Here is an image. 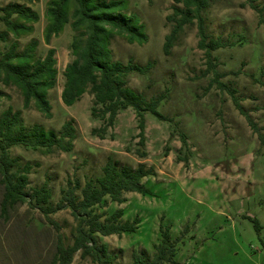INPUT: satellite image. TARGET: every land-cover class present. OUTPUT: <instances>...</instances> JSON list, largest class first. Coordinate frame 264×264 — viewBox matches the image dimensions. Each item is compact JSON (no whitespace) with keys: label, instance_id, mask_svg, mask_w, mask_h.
<instances>
[{"label":"rangeland","instance_id":"obj_1","mask_svg":"<svg viewBox=\"0 0 264 264\" xmlns=\"http://www.w3.org/2000/svg\"><path fill=\"white\" fill-rule=\"evenodd\" d=\"M9 1L16 0H0V5ZM47 2L29 3L39 13L33 30L0 39V54L15 38L19 49L37 38L36 52L41 56L49 47L55 49L57 81L49 89L52 115L47 117L33 103L23 108L20 89L1 81L0 112L9 105L21 108L27 126L41 123L56 132L73 118L77 136L69 151L11 147L20 164L32 165L27 189L45 182L51 190L48 204L55 206L62 188L77 180L83 185L97 176L108 156L132 166L141 161L154 170L143 178L150 192L125 191L122 202L108 199L106 205L94 206L102 218L118 207L125 220L139 217L134 231L99 235L117 253L116 264H131L132 253L142 249L152 254L166 226L177 246L178 264H264V146L259 136L264 135V22L259 21L264 0H210L205 10L209 33L229 43L212 52L213 69L224 86L217 84L214 70L208 68L195 23L185 25L169 54L163 51L173 0H128L127 10L144 23L148 39L129 42L123 33H116L110 41L113 55L122 61L132 57L141 64L152 59L150 70L130 73L128 84L146 97L165 94L159 110L167 118L145 112L144 157L135 152L138 126L131 106L118 112L101 137L91 132L103 121L91 116L89 90L70 105L62 101L63 69L73 57L70 43L75 31L68 21L50 42L44 41ZM251 3L263 7L261 12ZM3 27L0 20V30ZM1 197L0 184V201ZM75 225L69 207L48 213L27 201L6 211L0 207V264H48L58 235L65 243L72 242ZM90 262L77 251L69 264Z\"/></svg>","mask_w":264,"mask_h":264},{"label":"trees","instance_id":"obj_2","mask_svg":"<svg viewBox=\"0 0 264 264\" xmlns=\"http://www.w3.org/2000/svg\"><path fill=\"white\" fill-rule=\"evenodd\" d=\"M33 1L16 0L0 5V20L4 25L0 30V39L7 41L11 33L20 36L33 30L34 22L39 18L38 11L29 4ZM209 5L210 0H173L172 11L166 16L171 21V28L165 34L162 44L166 54L170 53L185 25L195 23L199 36L198 46L205 52L208 68H214L213 50L229 43L209 33L205 15ZM127 6L128 0H48L43 37L45 42H50L53 35H57L68 21L71 22L75 31L70 43L73 57L63 69L62 101L70 105L89 90L92 94L91 116L103 121L101 126L92 127L91 132L101 137L114 124L118 112L131 106L138 126L135 152L144 157L147 154L145 112L150 111L159 118H167L159 110L165 94L161 92L146 97L128 84L130 73H147L153 66L152 59L141 64L132 57L122 61L113 55L110 41L116 33H123L129 42L143 43L148 39L144 23L135 12L128 11ZM251 6L258 12L263 9L254 3ZM259 21L264 22L261 14ZM37 45L38 39L31 38L19 49L18 40L13 39L0 54V81L20 89L23 108L33 103L50 117L49 89L56 84L58 73L55 49L49 47L41 56L36 52ZM213 70L214 80L219 86H224L225 83L218 79L219 73ZM2 96L0 90V98ZM234 102L244 112L235 96ZM248 120L254 125L249 116ZM76 136L73 118L65 120L56 132L45 129L41 123L27 126L22 119L21 108L13 109L10 105L4 108L0 112V207L6 211L24 201L38 206L45 213L69 207L76 219L72 242L65 243L59 234L48 264H69L77 251H80L82 257H90V264H116L117 253L110 250L99 235H120L124 231H134L139 217L136 215L132 220H125L122 218V208L118 207L102 218V213L96 212L94 206L106 205L108 199L122 202L125 200V191L150 192L143 178L154 173L153 167L141 161L132 166L108 156L97 176L88 178L83 185L77 180L62 188L61 198L52 206L48 204L51 197L48 185L44 182L29 191L27 185L32 165L30 162L20 164L18 157L10 151L14 145L40 148L45 153L55 149L69 151ZM180 136L182 143L186 144L185 135L182 133ZM259 136L264 146V135ZM176 251L175 240L171 238L169 227L166 226L161 229L159 241L154 243L153 253L148 254L145 249L133 252L131 264H162L164 261L178 264L175 260Z\"/></svg>","mask_w":264,"mask_h":264}]
</instances>
